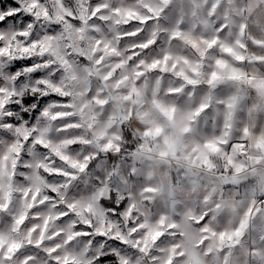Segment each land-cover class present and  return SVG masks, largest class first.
<instances>
[{
  "label": "clouds",
  "instance_id": "1",
  "mask_svg": "<svg viewBox=\"0 0 264 264\" xmlns=\"http://www.w3.org/2000/svg\"><path fill=\"white\" fill-rule=\"evenodd\" d=\"M0 264H264V0H0Z\"/></svg>",
  "mask_w": 264,
  "mask_h": 264
},
{
  "label": "snow or ice",
  "instance_id": "2",
  "mask_svg": "<svg viewBox=\"0 0 264 264\" xmlns=\"http://www.w3.org/2000/svg\"><path fill=\"white\" fill-rule=\"evenodd\" d=\"M10 15H12V13H10Z\"/></svg>",
  "mask_w": 264,
  "mask_h": 264
}]
</instances>
